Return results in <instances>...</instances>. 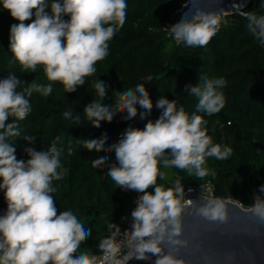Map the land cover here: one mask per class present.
Here are the masks:
<instances>
[{
    "label": "clouds",
    "instance_id": "9594fccd",
    "mask_svg": "<svg viewBox=\"0 0 264 264\" xmlns=\"http://www.w3.org/2000/svg\"><path fill=\"white\" fill-rule=\"evenodd\" d=\"M3 9L19 23L10 26V49L24 70L35 72L43 66L51 82H60L66 92H75L86 78L96 72L95 65L109 54V41L126 21V0H0ZM190 2V0H187ZM239 8V5H234ZM51 12L47 11V9ZM228 11H207L190 8L180 21L171 25L172 37L189 48L205 47L220 30L221 21ZM247 31L264 43V14L242 11ZM33 16L35 19H32ZM68 16L69 19H64ZM31 20V23L25 21ZM20 80L14 75L0 79V189L4 190L7 210L0 215V264H128L132 259H156L154 264H186L171 248L187 246L182 239L183 220L188 209L210 223L229 222V208L220 198H206L198 206L186 198L180 180L172 187L158 184L165 174L160 170L178 168L189 176L202 180L214 176L207 166V158L227 159L232 149L214 143L204 127L207 121L201 115H189L175 100L163 97L156 107L162 113L143 129L129 126L118 142L105 148L107 135L84 139L85 149L112 154L113 162L105 175L116 187L143 193L131 211V229L123 233L117 227L110 236L99 240L97 247L102 256L77 250L91 234L71 211H60L51 195L56 191L54 180H61L66 171L60 160V150L53 143L48 150L37 151L28 147L30 157L17 159L12 138L20 136L18 125L9 118L23 120L31 110L29 97L36 92L48 96L52 84L34 80L24 91H17ZM221 78L200 77L197 85H186L185 91L198 98L196 112L213 115L225 107ZM96 94L105 99L108 85L94 80ZM151 111L153 104L144 83H138L115 93L113 105L93 100L85 105V119L96 128L101 121L111 122L118 113L124 120L137 116L138 106ZM72 119L73 113H63ZM79 122V117H76ZM11 138V139H10ZM34 143L35 138H25ZM71 155V150L69 149ZM109 157L92 160V167L104 166ZM153 188V191H149ZM264 192V185L260 186ZM189 192L191 189L188 190ZM264 222V198L257 196L248 209ZM113 226L109 225L111 229ZM126 241V244L123 242ZM122 247L126 254L120 257ZM166 247L168 250H166Z\"/></svg>",
    "mask_w": 264,
    "mask_h": 264
},
{
    "label": "trees",
    "instance_id": "16d2710c",
    "mask_svg": "<svg viewBox=\"0 0 264 264\" xmlns=\"http://www.w3.org/2000/svg\"><path fill=\"white\" fill-rule=\"evenodd\" d=\"M126 3L125 24L109 41L108 56L96 63V72L86 78L83 86L68 93L62 83L47 79L43 66L32 72L24 70L15 59L9 34L10 26L19 21L12 18L0 2V79L14 75L20 80L17 91L27 89L33 80L44 85L52 84L50 95L34 92L29 97L31 110L25 119L9 118L8 122L18 125L20 134L12 138V143L17 159L25 161L30 158L25 152L28 147L46 151L55 143L60 150V160L66 171L61 180L53 181L56 191L51 193L58 214L71 210L91 232L77 254L84 251L99 253L97 245L107 236L109 225L123 227L124 217L134 208L133 194L116 187L115 182L105 175L113 162L112 154L89 151L83 140L101 138L106 134L107 148L118 142L129 126L143 129L149 121L154 122L161 115L162 109L156 104L163 97L175 100L177 108L183 107L189 115H201L207 121L204 127L213 142L230 147L232 154L224 160L207 158V166L214 170V176L198 180L186 171L172 167L166 168L169 178H158V184L171 187L177 180H182L200 190L211 180L217 195L233 194L245 205L252 202L251 188L260 189L264 185V46L247 31L246 19L240 13L229 14L221 21L220 30L207 46L189 48L169 35L172 15L183 6V2L126 0ZM47 11L51 12L50 8ZM245 11L264 14V2L256 5L254 0ZM201 76L222 77L226 81L222 89L225 107L216 114L196 112L198 98L185 91L186 85L199 84ZM96 79L108 85L104 100L92 87ZM138 83L146 85L153 104L143 119L141 113L145 110L139 105L137 116L130 120H124L123 114L118 113L111 122L101 121V126L96 128L85 119V105L93 100L113 105L116 92ZM67 110L73 113L70 120L63 116ZM25 138H35V142ZM101 156L109 157L107 163L93 168L92 160ZM164 169L161 163L160 170L164 172ZM6 210L4 190L0 189V215Z\"/></svg>",
    "mask_w": 264,
    "mask_h": 264
},
{
    "label": "water",
    "instance_id": "95a60500",
    "mask_svg": "<svg viewBox=\"0 0 264 264\" xmlns=\"http://www.w3.org/2000/svg\"><path fill=\"white\" fill-rule=\"evenodd\" d=\"M174 1L184 2L182 9L173 14V20L177 23L190 8L202 7L207 11H228L226 14H232L249 8L254 0ZM234 5H239V8ZM169 35L172 36L171 31ZM261 44L264 46V43ZM190 199L198 206L205 198L196 196ZM225 203L229 208L230 219L224 225L213 224L189 214L191 209L186 212L181 238L187 240V246L179 248L178 252L176 248H171L186 264H264V222L237 203ZM128 264L152 263L132 259Z\"/></svg>",
    "mask_w": 264,
    "mask_h": 264
},
{
    "label": "built area",
    "instance_id": "2783aa9c",
    "mask_svg": "<svg viewBox=\"0 0 264 264\" xmlns=\"http://www.w3.org/2000/svg\"><path fill=\"white\" fill-rule=\"evenodd\" d=\"M180 181L182 182V184H183V186L185 188L186 198H188V199H190L192 197H196V196H200V197H203L205 199L206 198H220V199H223L225 202L226 201L234 202V203H237L238 205H240L241 207H243L245 209H249L250 205L252 203H254V200H255V198L257 196H259L261 198H264V195L259 191V189L257 187H252L251 188L252 202L249 205H245L242 201H240L238 198H236L233 194H229L228 196H219V195H217L215 193V185H214V183L211 180H208L204 184L203 188L200 189V190L197 189L191 183H186V182H183L182 180H180ZM189 189H191L190 192L188 191ZM126 191H128V192L133 194V203H134V208H135L136 200H137L138 196L142 195L143 193H137L136 191H131V190H126ZM130 213H131V211L124 217V226L123 227H119L121 229V233H120V236L117 237L118 242H120V239H123V233L125 231L131 229L132 219H131ZM116 228L117 227H114V226L111 229L109 228L108 232H107V236H110L111 233L113 231H115ZM123 243L126 244V241H124ZM126 251H127V249L125 247H122L120 257H118V258L122 259L123 255L126 254ZM96 255L97 256H102V253L99 252ZM148 261H150L152 264H154L155 259L153 257H151Z\"/></svg>",
    "mask_w": 264,
    "mask_h": 264
},
{
    "label": "rangeland",
    "instance_id": "374dc122",
    "mask_svg": "<svg viewBox=\"0 0 264 264\" xmlns=\"http://www.w3.org/2000/svg\"><path fill=\"white\" fill-rule=\"evenodd\" d=\"M256 1V5H259V4H261L262 2H264V1H262V0H255ZM183 5H184V2H183ZM183 7V6H182ZM182 7L180 8V9H182ZM180 9H178V10H180ZM248 9V8H247ZM247 9H245V10H247ZM245 10H243V11H245ZM242 12V11H241ZM240 13V12H239ZM230 14V13H229ZM229 14H225L223 17H222V20H225L226 19V17L229 15ZM175 23V21L173 20V15H172V21H171V24H174ZM170 31H171V29H170ZM173 46V43H171L170 44V47H172ZM165 171L163 172L164 174H165V177H168L169 176V170L168 169H164ZM172 174V173H171ZM171 174H170V176H171ZM168 175V176H167ZM169 178V177H168Z\"/></svg>",
    "mask_w": 264,
    "mask_h": 264
}]
</instances>
